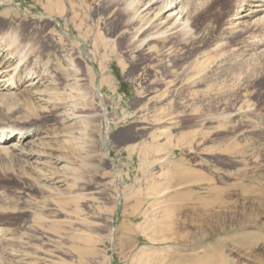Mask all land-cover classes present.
<instances>
[{"label": "rangeland", "instance_id": "374dc122", "mask_svg": "<svg viewBox=\"0 0 264 264\" xmlns=\"http://www.w3.org/2000/svg\"><path fill=\"white\" fill-rule=\"evenodd\" d=\"M242 1L186 0L165 32L147 0H0V129L29 131L0 142V264H264Z\"/></svg>", "mask_w": 264, "mask_h": 264}, {"label": "bare ground", "instance_id": "6f19581e", "mask_svg": "<svg viewBox=\"0 0 264 264\" xmlns=\"http://www.w3.org/2000/svg\"><path fill=\"white\" fill-rule=\"evenodd\" d=\"M185 2L186 0H147L145 10H147L148 14H153L154 20H157L158 22L160 21L162 28L165 32L174 31L176 29L182 30L184 29V27L187 26L186 16L189 13L187 11V3ZM261 23L264 24V0H243L240 8L237 11L236 16L234 17L233 24H235L239 28L248 25H261ZM162 31L161 33L164 32ZM156 35V33H151L145 39L152 40V38L156 37ZM145 39L144 41H146ZM1 71L2 70H0V77H3L4 73L6 75V70L5 72ZM9 79L10 78H7L3 81L0 79V83L6 82L4 87H9L11 86V83H8ZM7 131L9 134L6 133ZM28 132L24 129L21 130L19 128H2L0 129V142L9 143L13 140H16V138L19 142H24L26 141L29 135Z\"/></svg>", "mask_w": 264, "mask_h": 264}, {"label": "water", "instance_id": "95a60500", "mask_svg": "<svg viewBox=\"0 0 264 264\" xmlns=\"http://www.w3.org/2000/svg\"><path fill=\"white\" fill-rule=\"evenodd\" d=\"M109 155V153H107Z\"/></svg>", "mask_w": 264, "mask_h": 264}]
</instances>
